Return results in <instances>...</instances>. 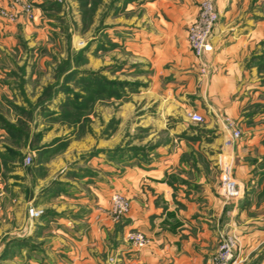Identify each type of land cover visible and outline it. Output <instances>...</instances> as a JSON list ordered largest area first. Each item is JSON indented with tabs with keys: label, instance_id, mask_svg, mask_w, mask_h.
<instances>
[{
	"label": "crops",
	"instance_id": "0c3cea01",
	"mask_svg": "<svg viewBox=\"0 0 264 264\" xmlns=\"http://www.w3.org/2000/svg\"><path fill=\"white\" fill-rule=\"evenodd\" d=\"M182 1L169 9L167 0H144L140 9H122V21L119 16L109 21L128 35L122 47L133 55L132 62L144 65L139 78L147 84L139 103L123 107L129 115L138 105L139 114L124 119L121 137L128 138L127 125L148 131L142 141L154 146L147 159L116 169V134L103 128L115 117L114 103H98L88 142L94 154L73 165L75 144L70 155L57 154L31 168L44 170L42 178L14 182L13 167L7 181L0 178V264H211L228 230V213L244 221L264 186V169L258 174L264 157V74L259 70L264 9H242L245 0L239 8L241 0H218L212 51L201 71L187 41L196 7ZM3 32L11 35L14 22L0 18L2 39ZM7 70L0 69V104L2 95L14 104ZM190 111L203 121L191 119ZM226 119L241 130L231 143ZM229 163L242 189L235 207L219 192L220 167ZM115 189L130 200L129 213L119 223L108 216ZM28 206L41 215L31 218ZM130 229L141 231L145 242L129 241ZM262 236L242 233L236 259Z\"/></svg>",
	"mask_w": 264,
	"mask_h": 264
},
{
	"label": "rangeland",
	"instance_id": "374dc122",
	"mask_svg": "<svg viewBox=\"0 0 264 264\" xmlns=\"http://www.w3.org/2000/svg\"><path fill=\"white\" fill-rule=\"evenodd\" d=\"M189 1L196 7L197 17L203 2L207 0ZM209 1L219 19L218 0ZM142 2L144 0H0V9L5 12L0 14V18L14 22V32L11 35L3 32V39L7 37L9 40L3 42L0 38V69H8V80L14 83V104L11 98L4 95V104H0L2 182L8 180L7 174L11 167L14 168V182L23 183L27 177L42 178L44 170L34 171L31 168L40 162L45 165V162L57 154L70 155L75 144L81 149H74L76 158H73V165L74 161H82L84 156L94 154L88 142L92 134V123L97 117L96 106L98 103L106 104L107 101L114 103L115 117L103 128L106 131L109 128V131L116 134V169H121L124 164H139L147 159L148 151L154 146L152 141H142L148 131L136 127L132 129L127 125L124 133L128 138L122 141L121 137L124 119L138 117L139 114L138 105L133 109L135 115L133 111L126 114L123 107L139 103V91L147 84L144 79L139 78L144 73V65L132 62L133 55L126 53L122 47L123 40L128 35L121 25L109 23L117 16L122 21V9H140L139 3ZM181 2L183 1L167 0L165 4L169 9H174ZM241 2L242 0L237 3L238 8L242 6ZM254 6L256 9H264V0H245L241 8L252 9ZM21 17L24 21L20 20ZM196 17L187 25V30ZM259 46L260 56L264 57V40ZM114 49L119 55H108ZM206 54L199 59L193 54L201 71L205 69L203 61ZM123 55L126 61L130 57V62L124 61ZM259 63V70L264 74V60ZM227 121L226 119L225 122ZM234 127L241 135L236 123ZM79 150H83V153H77ZM26 156L30 157L29 162L25 160ZM231 164L229 163L232 173ZM259 166L258 174L261 177L264 157ZM260 189L257 200L248 208L244 221L228 213L230 222L228 221L225 234L234 235L239 243L242 233L253 232L256 237L263 236L250 241L246 252L225 264H231L235 259L234 264H264V186ZM113 192L123 194L129 202L128 211L114 220L110 215L109 198L108 216L119 223L129 213L130 200L120 189ZM241 197L226 202L235 207L232 202ZM29 207L38 210L33 206ZM38 211L37 216L30 217L41 215V210ZM230 224L233 227H229ZM137 233L143 237L140 242L127 237L135 245H141L145 242L141 231L130 229L128 234ZM218 246L219 241L211 264H215Z\"/></svg>",
	"mask_w": 264,
	"mask_h": 264
},
{
	"label": "built area",
	"instance_id": "2783aa9c",
	"mask_svg": "<svg viewBox=\"0 0 264 264\" xmlns=\"http://www.w3.org/2000/svg\"><path fill=\"white\" fill-rule=\"evenodd\" d=\"M4 11L0 9V14ZM5 13V12H4ZM218 19V13L213 9L212 4L209 0L204 1L202 8L197 15L193 23L188 27L187 30V41L189 48L192 53L198 59L204 54L212 51L211 33L215 22ZM189 116L194 121H203L202 115L190 111ZM228 129L230 130V137L228 143L239 138V130L234 127V123L230 120L227 121ZM25 160L30 161V157L26 156ZM219 192L225 201L237 199L242 196V189L238 181L234 178L231 173V169L228 165L223 164L220 167L218 175ZM111 209L110 215L112 219L117 220L122 217L129 208V202L127 198L118 192H113L110 195ZM38 210H34L32 207L28 208V214L30 216H37ZM129 238L140 242L143 237L141 234H128ZM240 246L239 241L234 235H221L219 239L218 252L215 258V264H225L232 260L236 251Z\"/></svg>",
	"mask_w": 264,
	"mask_h": 264
}]
</instances>
